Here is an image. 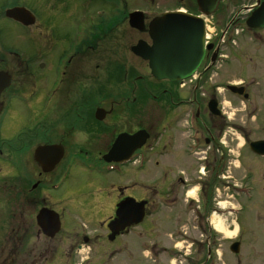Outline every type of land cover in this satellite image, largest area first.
I'll return each mask as SVG.
<instances>
[{
	"label": "flooded vegetation",
	"instance_id": "af4514ba",
	"mask_svg": "<svg viewBox=\"0 0 264 264\" xmlns=\"http://www.w3.org/2000/svg\"><path fill=\"white\" fill-rule=\"evenodd\" d=\"M94 1L101 2L95 9H89ZM263 2L264 0H252L250 3L242 0H216L213 10L207 15L205 11L210 8V0H203L201 5L198 0H61L60 9L64 10H59L60 14H56V10H48L44 16L50 22L48 24L51 25L48 26L52 27L53 34L60 35L61 38L58 47L52 48L58 49V54L56 57L52 52L56 60L51 63L48 56L52 49L50 44L46 46L45 41L37 42V56L30 58L22 56L13 42L3 41V22L23 27L30 33L40 18L22 0H0V73L5 78L1 79L0 84L1 87L5 85L0 92V264H83L91 263L93 258L97 260L100 251L92 256L90 249L95 241L108 239L115 242L141 227L142 222L120 230L110 238L109 225L115 222L117 204L127 196L147 201L144 218L146 215L151 216V207L157 205L159 209L182 208V217L178 215L176 220L190 221V210L193 211V207L199 208L202 202L204 211L198 213V221L205 219L208 222L209 213L217 200L216 190L211 187L215 186L218 179L221 182L228 177L222 176V173L230 166L237 170L242 166L247 171L252 168L248 159L252 158L254 161L264 157V154L256 153L250 147L252 141H264V138L246 142L251 155L244 162L231 153V149L223 147L226 132L238 129L227 115L224 106L226 93L235 98L233 102L239 106L240 111L246 110L245 103L254 99L249 84L246 83L247 79L242 77L238 82L224 84L221 81H213V85L208 83L213 77L209 73L218 60H228V56L223 57L220 51L234 44L235 35L239 32L250 33L251 40L256 45L258 42L255 38L261 37V47L264 48V26H247L249 16ZM12 7H23L29 11L34 17L33 23L24 25L6 17L5 11ZM133 12L141 14V20L135 21L138 26H132L130 16ZM171 12L210 18L214 20L216 32L205 42L211 48L204 49L200 65L190 78L193 85L188 91L182 92L180 82L153 79L155 88L152 90L155 93L152 97L157 109L154 142L150 144L153 139L152 127L148 126L145 98L141 99L148 90L145 76L131 75L126 69L118 74L98 73L99 51L104 46L108 48L106 44H109L111 38L122 49L130 50L140 41L151 46L150 23ZM56 19L63 29L60 34L52 24ZM69 24H73L74 31L68 30ZM135 35L140 37L130 45ZM26 38L32 39L33 43L37 41L33 35H26ZM121 62L124 63L125 60ZM58 68L60 77L53 81L55 87L46 89L48 74L56 75ZM112 80L121 81V84L112 88L109 84ZM42 81L44 86L40 84ZM229 85L241 88L242 95L238 94V89L229 88ZM137 98L138 105H135ZM211 102H214L213 112L209 108ZM231 102H228V109L232 108ZM259 108L263 107L253 101L250 108L252 113ZM28 113L30 115L27 118ZM141 129L148 131L149 138L129 156L128 162L104 161L105 154L120 134H133ZM104 133L108 134L106 141ZM39 146H58V150L61 149L63 154L52 170L44 171L36 161L35 151ZM152 151L155 155L157 188L153 190L157 201L150 200L145 191L139 198L126 193L129 189L145 188L141 185L136 187L128 174L123 180L119 178L120 185L117 183L111 186L110 180L107 183V188L115 189L114 193H109L112 198L106 202L108 206L99 197L94 198L92 204L76 206L81 213L92 215L91 222H96L95 224L84 225L77 232L72 226L66 225V202L56 196V191L64 186L68 169L77 166L88 173L123 177L128 171L144 170L146 156ZM176 162H180L181 167L175 165ZM131 166H134L132 171ZM5 167L13 168V173L7 179H4L2 173ZM123 167L124 170H121ZM225 182L227 181H223ZM252 189L255 186L245 189L241 184L236 192L241 197L246 190ZM5 190L10 193V202H3ZM190 191L193 193L190 194ZM42 209L49 212L40 226L37 216ZM122 214L126 219L132 217L131 210H124ZM113 227L116 228V225ZM142 235L140 231V238ZM211 235L209 229V237ZM238 240L236 235L229 242V250L232 243L239 242ZM120 244H115V248L109 251L110 262L113 258L120 257L118 254L125 253L124 255L129 256L126 254V244ZM138 246L136 255L141 264L139 259L142 253L145 256L144 240ZM86 248L88 253L85 256ZM170 250L171 255H166L169 262L175 255H179V250L175 247ZM207 259L201 264H205ZM240 261L237 258L235 264H240ZM110 264L119 263L113 261Z\"/></svg>",
	"mask_w": 264,
	"mask_h": 264
},
{
	"label": "rangeland",
	"instance_id": "374dc122",
	"mask_svg": "<svg viewBox=\"0 0 264 264\" xmlns=\"http://www.w3.org/2000/svg\"><path fill=\"white\" fill-rule=\"evenodd\" d=\"M28 4L29 7L36 13V16L40 18L34 29L27 33L23 27L11 25L3 22L2 37L3 41L16 44L15 49L26 58L37 56L38 41L46 42V46L50 44V48H57L61 41L60 35L53 34L52 27H49L44 18L48 10H56V14H60V1L61 0H22ZM252 0H242V2L250 3ZM101 1H94L89 9H95ZM78 2L74 5L76 6ZM100 6V5H99ZM220 12V11H219ZM226 13L225 11H223ZM77 19V17H75ZM74 20V19H73ZM53 21L52 24L55 27L56 32L59 34L63 30L60 23ZM73 25V24H72ZM70 26L68 30L74 31L73 26ZM76 24L74 23V26ZM209 30L210 35H213L215 31L214 20L209 18ZM218 32V30H217ZM23 34V37H22ZM264 34V31H263ZM21 35L20 38L16 37ZM26 35H33L37 41L33 43L32 39L26 38ZM262 35V33H261ZM112 37V36H111ZM140 35H135L134 39L131 40L130 45L135 43ZM261 38V37H260ZM262 39V38H261ZM263 41V39H262ZM259 40V42H262ZM117 42V41H116ZM115 41L109 40V44H106L103 49L99 51L98 60V73L100 74H118L123 73L126 69L131 75H144L148 92L155 88V82L150 74L149 68L145 65V62L135 56V54L129 50V48L122 49L117 47ZM235 42L229 48L222 49L220 53L223 57L228 56V60H218L213 70L209 73L211 80L208 82L213 85V81L217 83H230L238 82L243 78L247 79L249 84L250 93L254 99L245 103L247 105L246 110H239V106L234 103L235 98L226 93L224 104L227 110V115L230 117V121L234 122L235 130H228L225 135V142L223 147L225 149H231V153L235 156L242 158L243 162L248 159L251 155L246 142L248 140H254L256 138H264V48L260 44H255L250 37L249 33H242L235 35ZM17 47V48H16ZM42 50V43H41ZM51 55L48 56L49 62L55 63L54 56L57 57L58 49H52ZM43 58V57H42ZM224 59V58H222ZM121 60H125L124 63ZM125 64V65H123ZM60 77V70L58 68L56 75L47 76L46 89H52L55 87L53 81ZM106 79V78H105ZM109 81V79H107ZM219 81V82H218ZM104 84H108L103 81ZM44 86V83H40ZM110 87H117L121 84V81L112 80ZM108 84V85H109ZM143 84V83H141ZM51 85V86H50ZM193 83L190 80L180 82V87L183 88V93L192 86ZM50 86V87H49ZM154 91V90H153ZM145 92V91H144ZM187 94V92H186ZM187 96V95H186ZM145 98V105L147 110L148 126L152 127V140L150 144L154 142V119L155 111L157 109L156 101L153 100L146 92L141 99ZM139 98L136 99L135 105H138ZM231 102V109H228V102ZM234 101V102H233ZM253 101L257 102L259 106L258 110L252 111L250 108L253 105ZM249 107V108H248ZM237 109V110H236ZM249 109V110H248ZM30 113H28V116ZM23 120L25 117L23 116ZM104 141L108 139V134L104 133ZM117 139V138H116ZM123 145L122 147H125ZM112 148V147H111ZM153 151L147 154L146 168L142 171H132L134 166H131L130 171L123 177H118L116 174L109 175L103 173H88V171H81L79 167H71L67 171V179L59 191H56V196L61 197L66 202V225L72 226L77 232L79 228L84 225L95 224L91 222L92 215H86L81 213L77 209V205L85 206L94 203V198L99 197L102 202L108 206L111 200L109 193H114L115 189L107 188V183L110 180V185L119 184L120 179L127 178L128 174L131 175L132 179L136 183V187L139 185L144 186L143 189H129L126 193H130L135 197L139 198L145 194L147 197L154 201H157L155 196L156 180H155V168H154V157ZM235 159V157H234ZM248 163H251L252 168L244 170L241 166L239 170L235 167L230 166L226 172L222 173V176H228L223 178V183H215L212 189H215V195L217 194V200L214 204L213 209L209 213V221L206 222L198 221V212L204 211V204L201 202L199 209L195 208V213L190 210V221H184L183 219L176 220L182 217V208H157V205L151 207L152 215H146L140 226L143 228H137L130 232L129 235L123 236L122 239H117L115 242H110L108 239H102L95 241L91 246L92 256L100 251L98 258L92 262H85L83 264H110L113 261L119 264H139L137 258V251L139 250V244L141 240L146 242L147 251H144L145 256L142 253L141 264H201L206 258H208L205 264H235L237 258L241 259L240 264H264V157L256 158L252 161V158L248 159ZM242 162V161H241ZM174 164V162L172 163ZM70 165V164H69ZM175 165L181 167L180 162H176ZM197 167V165L195 164ZM124 170V167L121 169ZM4 179L11 176L13 168L5 167L2 170ZM201 175L199 173H195ZM247 174V175H246ZM246 175V178H243ZM251 175V176H250ZM120 178V179H119ZM128 181V179H127ZM126 181V182H127ZM104 183L102 186L101 183ZM125 182V183H126ZM127 184V183H126ZM243 185V188L249 189V186H255V189L247 190L242 194L241 197L237 195L236 189L238 185ZM248 184L247 186H244ZM248 187V188H247ZM5 189V188H4ZM100 194L98 195V191ZM106 191V193H104ZM6 196L3 195V202H10L8 199L9 191L5 190ZM103 194V195H101ZM99 201V200H98ZM112 202V201H111ZM215 202V201H214ZM97 217V216H96ZM212 222L213 227L210 225ZM220 224L222 231H218L215 228V223ZM209 229L212 234L209 237ZM142 231L143 235L140 238L139 232ZM145 231V233H144ZM238 235L240 248L237 255H234L229 248V242ZM208 239V241L206 240ZM126 244L127 252L129 256L124 255L125 253L118 254L120 257H112L111 262L109 261V251L115 248L117 243ZM178 243L179 255H175L172 259V263L168 261L166 255H171V248ZM116 244V245H115ZM150 249V250H149ZM104 250V251H101ZM174 250V249H173ZM83 251V250H82ZM88 248L84 249V255H87ZM189 252L191 254H189ZM127 257V258H125ZM122 258V259H120ZM129 258V259H128ZM130 260V261H129Z\"/></svg>",
	"mask_w": 264,
	"mask_h": 264
},
{
	"label": "water",
	"instance_id": "95a60500",
	"mask_svg": "<svg viewBox=\"0 0 264 264\" xmlns=\"http://www.w3.org/2000/svg\"><path fill=\"white\" fill-rule=\"evenodd\" d=\"M203 0H198L200 5ZM216 0H210V8L205 13H210ZM264 2L261 7L253 12L248 20L247 25L250 27L264 26ZM6 16L20 21L24 25L33 23V15L23 7H14L6 11ZM132 26H138L135 21H139V17L132 16ZM150 36L152 45L147 46L140 41L131 48V51L147 61L148 68L152 77L157 80H168L171 82L180 81L188 78L195 72L199 66L204 53V23L202 19L186 16L182 13L166 14L162 17L155 18L150 24ZM207 49L211 45L206 46ZM1 79H5L0 73ZM8 82V81H7ZM0 86V92L2 90ZM232 89H238V93L242 94L241 88L237 86H228ZM214 102L209 104L210 111L213 112ZM149 134L146 130H139L132 135L120 134L113 147L104 156L105 160L112 159L122 161L123 158H128L133 150L144 144ZM126 145L125 147H122ZM252 151L264 154V141H253L250 143ZM58 146H39L35 151L36 161L42 166L44 171L52 170L55 164L58 163L62 156V151L58 150ZM124 148V149H123ZM145 201L136 202L133 198L127 197L122 200L118 206L117 218L114 224H110V238L117 234L124 226H129L138 223L144 216ZM131 210L129 219L123 216L124 210ZM49 211L46 209L40 210L37 216V222L42 226V220L47 216ZM116 225V228L113 227ZM54 232V231H53ZM233 252L239 251V243L235 242L231 246Z\"/></svg>",
	"mask_w": 264,
	"mask_h": 264
},
{
	"label": "bare ground",
	"instance_id": "6f19581e",
	"mask_svg": "<svg viewBox=\"0 0 264 264\" xmlns=\"http://www.w3.org/2000/svg\"><path fill=\"white\" fill-rule=\"evenodd\" d=\"M193 193V191H190V194ZM215 225V228L218 230V231H222V227H220V224H218L217 222L214 224Z\"/></svg>",
	"mask_w": 264,
	"mask_h": 264
}]
</instances>
